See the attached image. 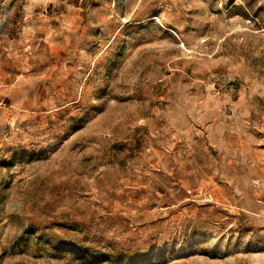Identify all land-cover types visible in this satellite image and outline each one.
Masks as SVG:
<instances>
[{
	"label": "rangeland",
	"instance_id": "rangeland-1",
	"mask_svg": "<svg viewBox=\"0 0 264 264\" xmlns=\"http://www.w3.org/2000/svg\"><path fill=\"white\" fill-rule=\"evenodd\" d=\"M0 264H264V0H0Z\"/></svg>",
	"mask_w": 264,
	"mask_h": 264
},
{
	"label": "built area",
	"instance_id": "built-area-1",
	"mask_svg": "<svg viewBox=\"0 0 264 264\" xmlns=\"http://www.w3.org/2000/svg\"><path fill=\"white\" fill-rule=\"evenodd\" d=\"M47 1H50V0H47Z\"/></svg>",
	"mask_w": 264,
	"mask_h": 264
}]
</instances>
